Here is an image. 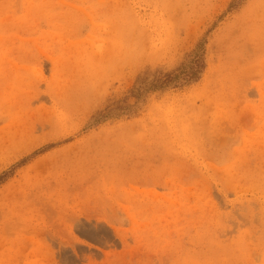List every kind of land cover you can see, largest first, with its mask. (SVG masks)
<instances>
[{"label":"rangeland","instance_id":"obj_1","mask_svg":"<svg viewBox=\"0 0 264 264\" xmlns=\"http://www.w3.org/2000/svg\"><path fill=\"white\" fill-rule=\"evenodd\" d=\"M0 264H264V0H0Z\"/></svg>","mask_w":264,"mask_h":264},{"label":"trees","instance_id":"obj_2","mask_svg":"<svg viewBox=\"0 0 264 264\" xmlns=\"http://www.w3.org/2000/svg\"><path fill=\"white\" fill-rule=\"evenodd\" d=\"M204 60L202 54L194 56L189 65L178 70L177 73H170L163 77L156 79L151 88H166L171 85H183L196 81L204 70ZM137 95H141V90H138Z\"/></svg>","mask_w":264,"mask_h":264}]
</instances>
